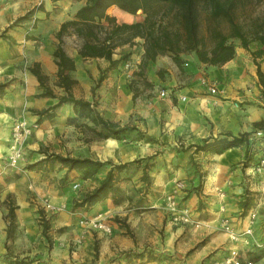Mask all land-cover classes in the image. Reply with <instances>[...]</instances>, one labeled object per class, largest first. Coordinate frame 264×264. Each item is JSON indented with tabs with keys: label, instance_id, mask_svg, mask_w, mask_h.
<instances>
[{
	"label": "crops",
	"instance_id": "1",
	"mask_svg": "<svg viewBox=\"0 0 264 264\" xmlns=\"http://www.w3.org/2000/svg\"><path fill=\"white\" fill-rule=\"evenodd\" d=\"M80 2L0 0V32L29 9H34L33 16L42 23L47 16L52 18L55 15L54 8L67 16L70 7L74 14L81 6ZM64 21L66 18L56 24L57 30ZM18 25L8 28L6 38H0V83L9 82L0 98V162L11 153L15 122L22 121L27 126H37L18 144L23 157L21 161L34 163L45 156L39 149L41 139H51L69 131L68 113L65 111L71 105L58 107L50 120H39L36 114L27 110L30 107L42 108V103L51 106L57 101L54 97H34L41 92V87L30 70L37 64L43 75L56 74L57 66L52 56L55 45L44 39L46 34L38 30L35 34L46 40L43 46L35 47L30 42L23 44L26 31L23 25ZM256 43V50L264 49ZM67 54L73 58L77 69L78 62L83 60L77 50L74 54ZM260 58L264 59V55ZM260 58H254L244 48L236 46L234 57L220 66H207L193 54L186 55L181 66L162 65V72L167 76V80L162 82L164 89L173 92L166 97L158 95L145 111H139L141 121L146 124L144 130L148 140L140 138L123 144L124 139L107 138L93 146L89 158L101 162L126 163L136 158L153 157L150 161L152 184L143 206L135 204L136 197L127 199L131 192L129 189L141 185V168L131 172L130 179L120 183L122 199L105 198L88 209H73V200L95 188L109 167L101 168L85 179L76 171L66 173V167L49 175L25 172L6 182L0 177V264H8L13 259H21L27 264H212L216 259H222L231 246L220 227L222 218H230L239 232L248 224L249 210L257 208L255 224L264 219V190L261 188L264 169L250 175L248 167L264 158V147L255 151L256 146L253 145L248 166H245L247 150L243 144L198 153L194 152V147L205 139L212 141L225 134L238 136L250 133L255 123L264 122V99L256 74V64L264 72V64L258 62ZM201 76L213 80L219 94H209L200 84ZM78 82L85 85L80 83V79ZM179 95L186 96V100L180 101ZM90 96L87 94L84 98L89 100ZM124 97V111L128 112L133 106L131 94L124 93ZM125 117L124 114L114 118ZM262 143L264 141H259L256 145ZM59 152L64 153L62 145ZM59 165L62 166L59 163L56 166ZM197 172L202 175L199 191L193 189ZM65 175L67 180L63 183L61 179ZM72 180H79L78 192L67 184ZM177 181L182 182L186 189L180 204L192 211L193 219L198 220V215L201 217L197 227L174 226L165 218L164 197ZM7 196L16 206L18 228L13 242L6 241L7 209L4 200ZM47 201L54 207L53 211L45 207ZM247 203H250L248 207ZM41 213H47L49 217L46 235L40 225ZM83 217L108 221L111 232L96 230L89 223L81 224L80 218ZM251 244L253 238L249 237L246 244L237 243L240 250ZM136 253H144L145 256L152 253L155 259L137 258ZM254 264H264V258Z\"/></svg>",
	"mask_w": 264,
	"mask_h": 264
},
{
	"label": "trees",
	"instance_id": "2",
	"mask_svg": "<svg viewBox=\"0 0 264 264\" xmlns=\"http://www.w3.org/2000/svg\"><path fill=\"white\" fill-rule=\"evenodd\" d=\"M57 2L59 0H51ZM249 0H85L73 17L61 23L55 33L57 43L52 53L54 63L57 66V86L63 90V95L56 97L52 91L45 88L43 75L37 64L30 69L36 77L39 86L45 88L41 96H50L57 101L44 109L37 110L35 114L39 120L51 119L55 110L63 104L72 106L75 118L84 119L93 127L98 136L118 138L129 130L127 126L105 118L88 100L76 98L72 88L76 80L71 73L75 69V62L63 48V39L72 36L77 41V53L82 59L103 58L110 66H115L129 57L128 53L122 54L118 59L113 58L117 47L130 44L135 38L143 40V53L139 63L144 68L159 56L171 55L172 61L181 66V54H193L198 61L207 66H220L231 60L235 55L233 41L249 50L251 42H258L264 46V8L258 14L247 13L246 5ZM259 3L264 0H255ZM115 6L121 11L143 14L141 21L132 23L118 22L115 17L107 13V9ZM239 10L243 16H238ZM0 38H6L0 34ZM254 58L264 55V49L251 52ZM256 74L261 86V97L264 99V72H261L258 64ZM9 82L0 83V98L4 95ZM135 129V127H131ZM257 130L264 131V122L254 124L250 133H242L238 136L225 134L222 137L205 139L194 147V152L205 150H221L230 146L243 144L246 147L245 166L251 160V150L254 141L250 140ZM148 138V137H146ZM264 139V136L260 138ZM151 140V138H149ZM153 157L135 159L126 163L113 164L110 161L101 162L88 157H71L61 154L46 153L45 156L27 168L39 167L42 169L47 162L59 163L66 167V173L79 172L82 177L89 178L95 175L101 168L109 167L104 178L91 191L80 199L73 200V209H88L95 203L112 198L115 201L123 198V190L120 183L130 179V173L136 169H142L140 177L141 185L134 188V193L127 196L128 200L136 197L135 204L143 206L152 184L150 171ZM192 161V156L191 159ZM197 181L193 189L199 191L202 185L201 174L196 173ZM67 177V176H66ZM15 206L10 204L5 214L7 222V236L12 239L17 232ZM42 232L46 235L49 229L48 219L40 214ZM264 250L257 253L255 259H259ZM135 257L147 260L155 259L152 253H136ZM8 264H27L21 259L10 260Z\"/></svg>",
	"mask_w": 264,
	"mask_h": 264
},
{
	"label": "rangeland",
	"instance_id": "3",
	"mask_svg": "<svg viewBox=\"0 0 264 264\" xmlns=\"http://www.w3.org/2000/svg\"><path fill=\"white\" fill-rule=\"evenodd\" d=\"M84 2L85 0H81L80 2L81 5H83ZM262 8H264V2L261 1L259 3L258 1L255 0H249L245 9L247 13L249 14L252 13L256 15L261 12ZM33 10L34 9H29L22 16H19L9 27H7V29L1 31L0 34L7 37L8 35L6 33L8 28H11L19 24L18 26L23 25L22 27L26 31L24 34L23 44L30 42L32 43L31 45L37 47V46H43V44H45V41L47 40L52 45H56L57 43V39L55 37V33L57 31L56 24L59 23V21L63 18L69 20L73 17L74 14L71 13L72 11L71 8L70 7L68 8L67 16L61 15L60 12H58L59 9L54 8L53 11H55V15L52 18H49L47 16L42 23L40 22L39 19L33 16ZM107 13L115 17L118 22L132 23L136 21H141L143 19V14L140 11H138L136 14H129L124 11H121L115 6L109 7L107 9ZM238 16L240 17L243 16L240 10L238 12ZM52 22H54V25L52 24ZM37 30L42 31L43 33L46 34V37L44 38L46 40H43V38L40 37L41 35L35 34ZM233 43L235 46L238 47L240 46L239 42L237 41H233ZM256 47H258V44L256 42H251L249 44V50L246 49L245 50L247 51V53L252 55L251 52L255 51ZM63 48L67 53L74 54L77 48V41L75 40V38L71 36H66L63 39ZM126 53H128L129 57L115 66H110L109 62L105 59L80 60L78 62L77 69H74V71L71 74L72 78L74 77L77 79L76 85L73 86L74 89L73 94L76 98L86 100L84 96L87 94L91 95L88 101L93 103V106L96 108L97 111H99V113H101L105 118H108L113 122L118 123L120 126H127L128 128H130L129 130L124 132L123 135L116 138L119 140L124 139V141L121 142L123 144L130 143L132 142V140L140 139V138L144 139L145 141L148 140V138H146L147 136H145V130H144L146 129L145 127L146 124L141 121L139 111L141 110L145 111L146 106L158 98L157 96L159 95V91L165 88L164 84L162 83L163 81L167 80V76L162 72L164 66H167L168 64L170 65L175 64L171 59V55L167 54L163 57L162 56L157 57L156 60L148 63V65L145 66L144 68H140L139 63L141 61V57L143 53V40L140 38H135L133 42H131L130 44H125L121 47H117L116 50L114 51L113 58L118 59L122 54H126ZM186 55H191V54L190 53L181 54L182 59L185 58ZM161 57L164 59V61L161 60ZM157 59L160 62H158ZM185 61L186 60L183 59L182 63H184ZM258 62L264 64V59L260 58ZM45 77H46L44 80L45 88L51 90L52 94L56 97H59L64 94L62 89L59 86H57L56 74L46 75ZM78 79H80L81 81L80 83L82 84L84 83L85 85H80ZM180 80H185V79L181 78ZM45 88L41 87V92L34 94V97L36 99H40L39 97H41V94L46 91ZM124 93H127L129 95L131 94V100L133 102L132 109H130L128 112L124 111L125 108ZM43 97H50V96H43ZM44 105L46 104L42 103L41 104L42 108L30 107L27 108V110L29 111V113L35 114L37 110L48 107L47 105L46 106ZM68 107L69 108L67 110L65 109L66 110L65 113L66 112L68 113L67 122L70 125L67 134L65 135L57 134L54 135L53 138L51 139L50 138L41 139L40 140L41 144L39 146V149L44 154L46 153L60 154L61 152H59V150L61 149V145H62L64 148V153L61 155L63 156L68 155L71 157L89 158L91 157L89 155L93 151L92 150L93 146H98L97 142L104 140V138L98 136V134L95 132L93 127L90 126L88 122H86V120L75 118V116H73L74 111L72 109V106H68ZM124 114L126 115V117L123 119L114 118L115 116L117 117V115H124ZM131 127H135V129H132ZM33 129H36V127H31V132L30 134H28V136L31 135ZM51 140H54V142H52ZM250 140L254 141L255 144L254 146H256L254 148L255 151L261 150V148L264 147V143H262L261 145H256L257 143H259V141H264V140L255 137L250 138ZM65 142L66 145H64ZM93 142H96V144ZM56 151L58 152L56 153ZM84 154H87V156ZM30 164L32 163H27L26 161H24L21 164H17L16 166H10L8 165L6 160L0 162L1 180L3 182H6L11 178L24 174L25 172L33 173L32 175H44V174L49 175L51 173H54L55 171L57 172L62 171L63 168L65 167L62 164H61L62 166L60 165L56 166L57 163L53 164L47 162L42 169H39V167L27 168V166ZM113 164H118V163H113ZM81 178H83L82 175ZM66 180L67 177L65 175V177L61 179V182L64 183L66 182ZM67 184L73 187L72 189H74V191L78 192L79 180H77V182L68 181ZM74 185L77 186L74 188ZM129 190L131 191L130 194L134 193V188L133 189L130 188ZM185 190L186 189L184 188L183 191L185 192ZM184 192L180 196L181 200L179 201V204L181 201L184 200V198L182 199ZM4 204L6 209H8L10 204L15 206L10 196H7L5 198ZM249 204L250 203H247L246 207H248ZM180 206L185 207L182 206L181 204ZM253 209H255L257 216V208H253ZM164 211H165V206H164ZM189 211L192 215V211L191 210ZM46 214H44V217L45 219L49 220V217H47ZM85 218L90 219V217H85ZM165 218L169 222L166 214H165ZM197 218L199 220L201 217L198 215ZM256 225L257 223L255 224L254 221V224L252 225V237H250L253 238V244L247 247H243V249L240 250L239 246L237 245L238 242L235 243V245H237V247L239 248L242 261L243 260L244 262L251 261L253 264L259 262L262 258H264V254H262V256L259 259H255L257 253L261 250H264V219L261 220V223H259L257 226ZM174 226H185V225H174ZM15 236L16 233L14 234V237H12V239H8L7 242H13ZM230 243L231 245L234 244L231 241ZM256 243H261V245L257 246ZM215 261H219V259H216ZM215 261H213L212 264H214Z\"/></svg>",
	"mask_w": 264,
	"mask_h": 264
},
{
	"label": "built area",
	"instance_id": "4",
	"mask_svg": "<svg viewBox=\"0 0 264 264\" xmlns=\"http://www.w3.org/2000/svg\"><path fill=\"white\" fill-rule=\"evenodd\" d=\"M200 84L203 85L209 94L211 95H217L219 94V89L215 82L213 80H210L209 78L205 76H201L199 78ZM172 90L170 89H161L159 91L160 97H166L168 94H172ZM178 99L180 101H185L186 96L179 95ZM31 127H37L35 124L32 126H27L25 122L17 121L15 122L12 134H11V153L7 157L6 161L8 165L10 166H16L19 164V162L22 160V152L20 148L18 147V144L20 143L21 139L25 136L30 134ZM264 136V131L257 130L254 133L255 138H261ZM250 175H256L264 169V158H260L257 162L250 164ZM77 185H74V188ZM184 185L182 182L177 181L174 183V185L171 188V191H169L165 197H164V206L166 215L168 217V220L170 223L174 225H193L195 227L199 226L200 221L193 219L190 211L186 207H181L179 204V199L181 194L184 192ZM262 190H264V183L261 184ZM45 207L49 211H53L54 207L49 204L47 201L45 203ZM223 210V209H221ZM256 211L255 209H251L247 213V220L248 224L247 226L242 230V232L237 231L230 218L224 217L221 220L220 226L223 230V232L227 235L228 239L234 243L231 245V247L228 249L227 254L219 261H215L214 264H253L251 261H242L239 248L235 245L237 242H243L244 244L247 243L248 237H252V225L254 224V221L256 220ZM80 223H89L94 229L101 230L105 233L111 232V226L110 224L101 218H81ZM257 246H260L261 243H256Z\"/></svg>",
	"mask_w": 264,
	"mask_h": 264
}]
</instances>
